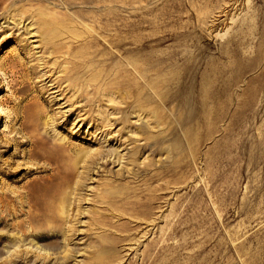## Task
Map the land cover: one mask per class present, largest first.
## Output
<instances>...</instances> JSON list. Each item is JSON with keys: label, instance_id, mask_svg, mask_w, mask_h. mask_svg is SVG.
Masks as SVG:
<instances>
[{"label": "rangeland", "instance_id": "374dc122", "mask_svg": "<svg viewBox=\"0 0 264 264\" xmlns=\"http://www.w3.org/2000/svg\"><path fill=\"white\" fill-rule=\"evenodd\" d=\"M263 6L264 0H14L1 10L0 264H264V157L252 165L245 149L233 148L232 134L225 148L231 154L219 159L221 133L204 139L197 121L216 81L214 64L239 70L261 47ZM43 7L68 13L58 22L81 38L61 33L54 53L35 16ZM252 17L253 25L242 24ZM128 20L136 27H124ZM93 31L125 43L115 50L99 44L109 53L95 59L104 71L85 74L86 65L68 53ZM242 31L250 32L246 43L227 56L226 38L237 43ZM144 35L149 47L141 51L153 54L152 65L161 57L160 74L171 83L156 98L148 94L146 108L134 102L139 92L112 83L116 71L133 72L128 66L98 76L129 57L124 49L136 48ZM70 65L80 67L65 74ZM227 75L218 81L231 80L235 103L248 75ZM58 191L64 213L55 212L62 223L53 235Z\"/></svg>", "mask_w": 264, "mask_h": 264}, {"label": "bare ground", "instance_id": "6f19581e", "mask_svg": "<svg viewBox=\"0 0 264 264\" xmlns=\"http://www.w3.org/2000/svg\"><path fill=\"white\" fill-rule=\"evenodd\" d=\"M14 0H0V11L9 8L13 4ZM63 2L65 0H58ZM103 1V0H98ZM238 0H234L237 2ZM89 2V0H88ZM264 7V6H263ZM47 7L40 8L36 10L37 15V23L39 28L43 29L42 32L46 37V44L53 45V52L55 53L60 49L62 43H57L56 39L61 36V33L72 35L74 34L77 37H80V34L76 33L75 27L67 23H59L58 21L64 20V17L68 13H64L58 10H52L49 12ZM45 11V12H44ZM20 13L18 12V15ZM17 15V14H16ZM255 18H250L247 21H243V25L250 26L253 25V21ZM109 20H106L104 23L108 24ZM260 21V20H259ZM116 26V25H115ZM118 27V26H116ZM124 27L127 29H133L136 27V24L133 20H128L124 24ZM101 28V27H100ZM263 36L259 39L262 41V45L259 50L256 52L254 57L245 58V64L241 63L239 65V70L232 69L229 66L221 68L214 64L213 76L216 80L214 85H211L209 88V92L204 93L202 100H205V103L200 107V115L197 119L198 124H202L200 126L203 129L202 138L210 139L215 133H221L220 141L224 144L222 148L219 146V141L216 143V147L219 148L218 158L224 159L228 158L231 154V147L234 146V149L239 150L240 147L245 149L247 154H249V158L251 159V164L254 165L257 162H262L264 157V31L261 32ZM101 33L93 31L92 38L90 40H82L81 43L73 49V51L69 52L74 58L73 62L77 61L81 63V65H86L84 69V73H92L93 71L101 69L104 71L105 66L97 63L95 60L99 55L104 57L109 53L105 51H101L97 46L99 44L105 45L108 49H118L122 48V45L125 43V38L119 37L116 39H110L106 37H101ZM239 36V40L237 43H231L229 40L231 38H226V44H224V50L227 56H232L235 51H240L244 44L247 41L248 35H250L249 31H242L236 34ZM81 38V37H80ZM149 35L141 36L139 39V45L136 48L124 49V52L128 54L127 58H120L118 61L115 60L111 62L110 67H106L105 73L99 72L98 76L102 78H108L113 71L118 68H124L128 66L133 72L128 74L126 71H116L115 78L113 79V84L118 87H123L125 90H136L139 92V95L134 100L137 103V106L148 107L151 104V100L147 96L148 94H153L155 98L160 94L161 90L167 89V87L171 86V83L168 82L167 78L160 74L166 68V64H162V59L160 56L156 57V61L158 62L155 65H152L151 57L153 54L151 52H142V48L149 47ZM116 54V53H115ZM144 54L145 58L137 65L136 59L138 56ZM92 55L87 61L84 56ZM106 59V58H105ZM151 61V62H150ZM80 66L78 65H70L65 68V74L75 73ZM223 73H227L230 76L243 81L242 76L248 75V80L244 83L245 87L242 90V94L238 95L235 98V103L232 102L231 91H232V83L231 80H226L225 82L218 81L220 76ZM150 75H157L155 79L151 78ZM229 75L227 77L229 78ZM129 80H133L132 83ZM76 84V82L73 81ZM181 89H177V92H180ZM171 93H173L171 91ZM166 99V98H165ZM164 99V100H165ZM207 102V103H206ZM132 106V105H131ZM246 121L249 125H244L243 122ZM224 122V123H223ZM227 122V123H226ZM225 125L223 129H221V125ZM200 131V129H199ZM208 132V134H207ZM235 134L234 140L232 141V146L229 145V137L230 135ZM240 136V137H239ZM239 140H247L246 146L241 145ZM231 146V147H230ZM61 148V146H58ZM226 147H230L226 150ZM102 153L101 151H97L95 154H91L89 157L92 158L94 162V157L98 154ZM223 153V155H222ZM135 154V152H132ZM130 153V157L133 156ZM212 157H215L212 155ZM89 161L87 160V163ZM256 162V163H254ZM64 174L62 173L61 176ZM65 177V176H64ZM60 192H54L53 200V219L58 220V223H55L53 227V235L56 233L54 230L59 227L62 223L60 217L55 215L58 207L64 213V205L62 203H56L58 200ZM102 198L107 196H101ZM67 213V212H66ZM19 228V226H18ZM31 246H34L32 242H30ZM39 247V246H36Z\"/></svg>", "mask_w": 264, "mask_h": 264}]
</instances>
